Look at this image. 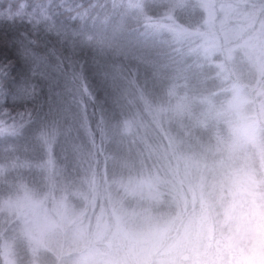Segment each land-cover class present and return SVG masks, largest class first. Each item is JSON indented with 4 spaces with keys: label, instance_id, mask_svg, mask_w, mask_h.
Returning a JSON list of instances; mask_svg holds the SVG:
<instances>
[{
    "label": "rangeland",
    "instance_id": "rangeland-1",
    "mask_svg": "<svg viewBox=\"0 0 264 264\" xmlns=\"http://www.w3.org/2000/svg\"><path fill=\"white\" fill-rule=\"evenodd\" d=\"M150 1L200 11L190 29L168 10L150 23L187 47L178 52L189 72L207 73L213 64L223 87L204 93L203 81L158 69L161 84L118 88V109L109 116L127 120L104 128L107 149L100 148L104 164L96 171L78 119L83 112L67 98L39 123H0L3 264H174L147 244L164 221L197 210L201 192L226 171L264 168L257 121L264 124V0ZM126 40L120 48L131 55ZM102 41L109 47L113 39ZM248 239L236 264H264V211L252 210Z\"/></svg>",
    "mask_w": 264,
    "mask_h": 264
},
{
    "label": "trees",
    "instance_id": "trees-1",
    "mask_svg": "<svg viewBox=\"0 0 264 264\" xmlns=\"http://www.w3.org/2000/svg\"><path fill=\"white\" fill-rule=\"evenodd\" d=\"M137 1L0 0V73L8 71L7 78L0 74V123L17 129L39 123L67 98L83 112L78 119L91 151V168L96 171L104 164L100 148L107 149L104 128L127 120L120 114L109 116L118 109L113 97L118 88L138 91L141 82L161 84L154 78L158 69L177 70L184 81H203L204 93L216 83L222 85L213 64L207 73L189 72L192 67L178 52L187 47L174 44L166 32L150 23L168 10L174 22L190 29L201 21L199 10L191 6L188 14L147 0L135 12ZM125 14L129 19L121 23ZM115 27H122L123 35ZM104 36L113 39L109 47L101 46ZM126 38L131 55L120 48ZM31 53L47 59L40 72L35 71ZM106 71L112 79L105 77ZM244 89L255 101L252 90ZM257 121L263 135L264 124Z\"/></svg>",
    "mask_w": 264,
    "mask_h": 264
},
{
    "label": "clouds",
    "instance_id": "clouds-1",
    "mask_svg": "<svg viewBox=\"0 0 264 264\" xmlns=\"http://www.w3.org/2000/svg\"><path fill=\"white\" fill-rule=\"evenodd\" d=\"M264 211V168L226 171L210 191L201 192V205L191 213L178 212L148 241L154 252L167 254L174 264H236L247 251L249 217Z\"/></svg>",
    "mask_w": 264,
    "mask_h": 264
},
{
    "label": "snow or ice",
    "instance_id": "snow-or-ice-1",
    "mask_svg": "<svg viewBox=\"0 0 264 264\" xmlns=\"http://www.w3.org/2000/svg\"><path fill=\"white\" fill-rule=\"evenodd\" d=\"M23 7V5L21 6ZM34 7H36V5H34ZM32 55V60H33V64L35 65V71L36 72H40L42 69H41V66H47V59L46 57H42L40 56L39 54H36V53H31ZM4 76V78H7L8 76V71H3L2 73H0ZM23 86H27V81L25 80L23 82Z\"/></svg>",
    "mask_w": 264,
    "mask_h": 264
}]
</instances>
